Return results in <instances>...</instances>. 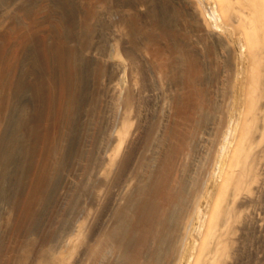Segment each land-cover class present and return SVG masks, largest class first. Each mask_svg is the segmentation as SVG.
Here are the masks:
<instances>
[{
  "label": "bare ground",
  "instance_id": "bare-ground-1",
  "mask_svg": "<svg viewBox=\"0 0 264 264\" xmlns=\"http://www.w3.org/2000/svg\"><path fill=\"white\" fill-rule=\"evenodd\" d=\"M26 1L10 0L5 7H0V14L7 8L8 13L14 14L10 13L11 17H15ZM29 1L35 2L31 7L28 2L25 5L33 11L32 15L28 14L34 19L32 26L35 24L33 28L39 41L50 42L46 45L48 50L45 47L42 51L44 57L41 55L47 63L44 66L47 74L43 73L39 80L51 88L49 99L45 98L48 114L44 115L45 121H51L45 127V138L40 136L45 147L39 146L45 149L42 148V159L36 155L37 174L33 171V176L29 175L24 182L20 181L19 173L27 155L23 156L19 148L22 141L16 135L20 132L13 130L17 123L12 126L11 122L6 125L4 122L0 132V264H264V253L260 251H264V0H168L175 9H181L183 20L196 24L189 29L182 21L173 25L179 31L189 30L185 31L188 57L182 54L183 49L176 48L179 42L174 36L157 43L149 41L152 34L146 37L142 32L135 40L131 38L128 28L133 24L131 20L139 22L144 30L150 25V7L145 1L93 2L96 21L101 25H96V21L95 25L86 23L87 27L94 25L91 29L79 27L76 18L80 12L75 0H46L47 4L43 0ZM39 1L44 6L37 10V5L41 6ZM5 2L0 0V6ZM151 10L156 13L157 24L168 27L175 22L166 16L167 8L156 4ZM16 14L26 28L30 19ZM52 17L56 20L55 26L60 27L58 30L53 27ZM16 19L14 22H18ZM150 28L153 27L150 25ZM156 34L153 36L158 39ZM212 37L225 41L232 53L231 69L226 68L227 50L215 40L218 44H214L213 50L216 73L213 80L207 68L197 73L191 70L205 66L206 60L200 55L205 41ZM10 44L13 48L14 44ZM168 46L173 47L172 51H168ZM29 50L21 54L28 58ZM171 59L174 60L170 63ZM40 68H36V74ZM0 74L5 77L4 73ZM193 83L197 93L198 88L204 90L205 99L209 100L206 103L212 107L202 106L203 102L199 101L187 102L186 92L195 91ZM93 86L97 91L104 90L107 123L100 125L103 129L99 128L103 140L93 149L96 152L91 162L96 158L98 164L91 165L90 178L91 173L83 172L90 165L86 163L88 166L85 164L84 168V162L86 155L94 151L90 147L91 153L86 154L82 148L88 147L87 139L94 137L95 140V132L99 133L94 128L97 121L91 120L95 119L93 110L98 104L92 96ZM23 89L12 98L14 107L19 109L33 102L29 101L30 93V96H25L27 92L24 94L28 91L26 87ZM39 94L36 96L41 98L42 93ZM32 105L34 109L39 107ZM16 108H13L16 116L14 113L11 116L21 120ZM33 116L36 115L33 113ZM97 117L96 120L100 116ZM16 119H11L12 123ZM43 124L42 128L46 125ZM179 190L186 195L181 200L183 208L179 209L170 199L173 204L168 209L165 205L170 195ZM72 200L74 203L79 200L76 211L74 208L69 211ZM162 200L167 201L165 205ZM118 209L121 211L116 214ZM59 225L55 240L54 235H46Z\"/></svg>",
  "mask_w": 264,
  "mask_h": 264
},
{
  "label": "rangeland",
  "instance_id": "rangeland-1",
  "mask_svg": "<svg viewBox=\"0 0 264 264\" xmlns=\"http://www.w3.org/2000/svg\"><path fill=\"white\" fill-rule=\"evenodd\" d=\"M6 2L5 3H3L0 7H2L4 4H5V6L8 4V3H10V0H5ZM12 1V0H11ZM24 1V0H23ZM26 1V0H25ZM88 1V2H87ZM75 0V5L77 6L76 7V9L80 12L79 14V16L80 17H78V15H77V17L78 18H76V19H79L78 21H79V23H80V26H79V24H78V26L81 28H85V29H87V28H89V29H91L90 27H94V25H95V23H96V25H97V23H98V26H99V24L101 23L100 21H96L97 19H98V17H97V14H95L96 13V11L94 10V8H93V2H96L97 0ZM99 1V0H98ZM138 1V0H137ZM143 1H145L146 2V6L148 5V7H150V10H151V8H153L154 7V5L156 6V4H159V5H161L163 8H167V13H166V16H169V20H171V22L174 20L175 22L174 23H172V24H170V26H165L166 24H163V23H159V24H157V20L154 18V16L156 15V13H154L153 12V10H148L149 12V16H148V23L151 25V27H153V28H150V25H149V27H148V29L150 30H148V29H146V30H148V32L146 31V30H144L140 25H138V23L136 24L133 20H131L130 22H131V24H132V22H133V24H132V26L131 27H128L129 29H130V33H131V38L133 39V40H135V36L136 35H138V34H140L141 32L146 36V37H148V36H151L150 34H152V37L153 38H155L154 36H155V34L157 33V34H159V36H158V39L157 38H155V39H153L152 37H148V39H149V41H153V43H157V42H161V40L162 39H166V38H168L169 36H172V38H173V36H174V38L179 42V45L176 47L177 49L179 48V49H183L182 50V54H184L185 55V57H188L187 55H188V53L186 52L188 49H189V46H188V39H187V32H185V31H189V30H184V31H179L177 28L175 29V28H173V25H175V23H179V22H181L182 21V25H184V27L186 28V29H189V28H194V27H196V24L194 23V25H193V21L191 20H185L186 22H184V20L182 19V15H183V12L181 11V9H175L174 7L175 6H173L168 0H142L141 2H143ZM166 1H167V3H166ZM29 4H28V3ZM40 3V5L41 6H39V5H37L39 8H37V10L38 9H40V7H42V6H44L43 4H41L42 2L43 3H46V0H43L42 2L41 1H39ZM78 2V3H77ZM89 2H91V4L89 3ZM148 2V3H147ZM7 3V4H6ZM25 3H27V5H30V7L32 6V4L33 5H35V2H31V1H29V0H27ZM25 3H24V5L21 7V9L20 10H18V11H16V13H18V14H21V16L23 15L26 19H27V17L30 19V22H29V24L27 25V26H25L26 28H24V26L23 25H21V23L19 22V20H18V15L15 13V17L14 16H12L11 17V14L12 15H14L13 14V12H11V11H9V13H8V10L9 9H5V13H1L0 14V62L2 63V65L0 64V66L2 67V69L0 70V73H4L3 75L5 76V77H3L1 74H0V84H2V85H0V93L2 94V93H4V91L7 89V91H5V93L6 94H8L7 96H6V94L4 93V94H0V97H2V98H0V101L2 102H0V117H2L1 116V114L2 115H4L5 117L3 118H1V120L3 121V122H1V120H0V122L2 123H0L1 125H0V127L2 126V128H0V132L1 131H3L2 129H4V122H5V125H6V123L8 124V123H10V125H12V126H14L16 123L18 124H16L15 126H14V128H13V130H15L16 132H20L19 133V136H17L18 134L15 132V134H17L16 135V137H19V138H17L19 141H22V143L20 144V145H24L23 147L22 146H20L19 148H21V153H22V151H23V153H22V155L23 156H26L25 157V162L23 163V165H22V167H21V171H20V173L23 171V172H25V173H22V174H20L19 173V179H20V181L21 182H24V181H26L25 179H29L30 177H32L33 176V174H34V172L33 171H35V163L38 161V159L40 160V159H42V155H41V153L43 152L42 150L43 149H45L44 147V143H43V138H45V136L44 135H46V133H47V129H45V127H47V126H49L50 125V117H49V120L50 121H45V114H48V112L46 111L47 109V104H46V102L47 101H45L46 99V96L48 95V94H50V91H51V88L49 89V87L47 86V84L46 83H44L43 85H42V82H43V80L41 81V80H39L40 78H42V76H44V74L43 73H46L47 74V72L45 71V67L44 66H46V64L47 63H45V59L44 58H42V57H44V55H43V52L42 51H44L43 49H46V50H48V47L47 46H49L50 45V42H48V41H46V43H48V44H42L41 43V41H39V39H38V36H37V34L35 33V30H34V28L33 27H35V24H34V26H32V20H34V19H32V14H33V11H32V9L31 10H29V8L30 7H27L26 5H25ZM32 3V4H31ZM82 3V4H81ZM85 3V4H84ZM86 3L88 4H90L89 6L88 5H86ZM152 3V4H151ZM47 4V3H46ZM84 4V5H83ZM168 4V6H166ZM81 6V5H83V9H82V6L81 7H78V6ZM170 5V6H169ZM5 6H3V7H5ZM91 6V7H90ZM172 6V7H171ZM73 7V6H72ZM89 7V8H88ZM81 8V9H80ZM177 8V7H176ZM42 9V8H41ZM171 9V10H170ZM172 9H173V11L174 10H176L175 12H172ZM24 10H26V11H24ZM82 12H81V11ZM89 10V11H88ZM178 10L180 11V13H178ZM21 11H23V12H21ZM85 11V12H84ZM90 11H91V13H90ZM26 12H27V14H26ZM32 12V13H31ZM85 14H84V13ZM92 12L94 13V14H92ZM156 12V11H155ZM7 13V14H6ZM11 13V14H10ZM23 13V14H22ZM25 13V14H24ZM31 14V15H29V14ZM86 13H87V16H86ZM169 13V14H168ZM172 13H175V15L173 14L172 15ZM9 14V15H8ZM84 14V15H83ZM91 14V15H90ZM180 14V15H179ZM7 15H8V17H7ZM27 15H29V16H27ZM17 16V17H16ZM85 16V17H84ZM171 16V17H170ZM173 16V17H172ZM175 16V17H174ZM10 17H11V19H10ZM31 17V18H30ZM82 17V18H81ZM89 17V18H88ZM93 17V18H92ZM95 17V18H94ZM181 17V18H180ZM15 18H17L16 19V21L18 20V22H14V19ZM86 20H85V19ZM97 18V19H96ZM174 18V19H173ZM175 18H177V19H175ZM81 19H83V20H81ZM154 19V20H153ZM179 19V20H178ZM89 20H91V21H89ZM94 20V21H93ZM150 20V21H149ZM176 20H177V22H176ZM6 21H7V23H6ZM54 21H56L55 19H54ZM53 21V17H52V22L54 23V25H53V27H54V29L57 27V26H55V22ZM81 21V22H80ZM96 21V22H95ZM155 21H156V23H155ZM179 21V22H178ZM189 21V22H188ZM16 23V24H14V23ZM89 22H91L92 24H94V25H91V26H88L87 27V24H89L90 25V23ZM93 22H95V23H93ZM20 25H19V24ZM52 23V24H53ZM61 23V22H60ZM84 23H85V25H84ZM87 23V24H86ZM184 23V24H183ZM7 24V25H6ZM14 24V25H13ZM56 24H57V22H56ZM153 24V25H152ZM155 24V25H154ZM157 24V25H156ZM6 25V26H5ZM30 25H31V27H30ZM82 25H84V26H82ZM101 25V24H100ZM127 25L129 26V23H127ZM135 25V26H134ZM3 26H5V27H3ZM9 26H10V28H9ZM134 26V27H133ZM139 26V27H138ZM156 26V27H155ZM191 26V27H190ZM193 26V27H192ZM3 27V28H2ZM8 27V28H7ZM92 27V28H93ZM139 29H138V28ZM167 27V28H166ZM170 27V28H169ZM188 27V28H187ZM6 28V29H5ZM60 27H57V30L59 29ZM132 28V29H131ZM154 28H155V30H154ZM11 29V30H10ZM30 29V30H29ZM135 29H137L136 31H137V33H136V31H135ZM3 30V31H2ZM5 30V31H4ZM8 30V31H7ZM24 30V31H23ZM25 30L27 31V32H25ZM139 30V31H138ZM160 30V31H159ZM7 31V32H6ZM29 31V32H28ZM132 31V32H131ZM134 31H135V34H134ZM151 31H154V32H151ZM173 31H175V32H173ZM2 32H4L5 33V35H4V33H2ZM139 32V33H138ZM145 32V33H144ZM150 32V33H149ZM156 32V33H155ZM185 32V33H184ZM15 33V35L13 36V34ZM27 33V34H26ZM161 33H163V34H161ZM7 34V35H6ZM153 34H154V36H153ZM134 35V36H133ZM3 38H2V37ZM6 36H8L7 38H9V39H7L6 38ZM181 38H180V37ZM5 38V39H4ZM14 38V41L12 40L11 41V39H13ZM17 38H19V39H17ZM173 38V39H174ZM213 38V39H212ZM212 38H210V39H208V41H205V49H204V51H203V53L200 55L201 57H202V55H203V57L205 58V62H203L204 61V58H202L203 59V65H205V66H202L203 68H199V66H195V67H193V68H191V70L192 71H194L195 73H197V72H199V70H201V69H204V70H206V68L209 70V72L207 71V73H209L208 75H211V76H209L212 80L214 79V77H215V69H214V62H213V56H214V44L216 43V44H218L219 43V41H220V43H221V45L223 44L224 46L223 47H225L224 49L225 50H227V51H225L226 52V59H225V65H227L226 66V68H230L231 69V56H232V53H231V49H230V47L228 46V45H226L225 44V41H223L222 39H215L214 37H212ZM36 39H38V41H35ZM212 39V40H211ZM1 40H4L3 42L1 41ZM6 40L8 41V44L6 43ZM19 42H18V41ZM186 40V41H185ZM210 40V41H209ZM218 41V43L216 42V41ZM16 41V42H15ZM24 41H26V42H24ZM31 41V42H30ZM164 41H166V40H163V42ZM22 42V43H21ZM23 42L24 43H26V44H29V45H25V44H23ZM40 42V43H39ZM57 41L55 40V44L57 45V46H59L58 44H60L59 42H57ZM2 43V44H1ZM10 43H13L14 45H13V48H12V44H10ZM20 43V44H19ZM37 43H39V44H37ZM166 43V42H165ZM167 43H169V42H167ZM5 44L7 45V46H5ZM16 44V45H15ZM33 44V45H32ZM42 44V45H41ZM54 44V45H55ZM187 44V45H186ZM209 44V45H208ZM19 47H18V46ZM23 45H25V46H23ZM36 45H37V47H36ZM39 45V46H38ZM47 45V46H46ZM182 45V46H181ZM184 45V46H183ZM185 45L186 46H188V47H185ZM4 46V47H3ZM9 46V47H8ZM11 46V47H10ZM15 46V47H14ZM22 46V47H21ZM27 46H29L31 49L29 50L28 49V47ZM31 46H33V47H31ZM42 46V47H41ZM60 46H62V45H60ZM63 46L65 47V49H66V46L63 44ZM18 47V48H17ZM21 47V48H20ZM46 47V48H45ZM170 46H168V51H170L169 49H171V51H172V49H173V47L172 48H169ZM207 47V48H206ZM213 47V48H212ZM13 49V51H10V50H12ZM185 48H187L186 50H185ZM210 48V49H209ZM1 49H2V51H1ZM8 49H9V52H8ZM19 49H20V51H19ZM6 50H7V52H6ZM15 50H17V51H15ZM27 50H29V55H28V58H27V56L26 55H22V54H27V53H25ZM33 50H34V52H33ZM39 50H41V54H40V52H39ZM45 50V51H46ZM174 50H175V48H174ZM173 50V51H174ZM16 53H15V52ZM24 51V52H23ZM10 52H11V55H10ZM17 55H15L14 53ZM39 52V53H38ZM205 52V53H204ZM22 53V54H21ZM3 54V56H1ZM7 55V58H6V55ZM19 54V55H18ZM20 54H21V56H20ZM39 54V56H37ZM4 55H5V57H4ZM33 55V56H32ZM35 55V56H34ZM41 55H43L42 57H41ZM183 55V56H184ZM33 58H31V57ZM78 56V55H77ZM19 57V58H18ZM20 57L22 58V60H20ZM25 57V58H24ZM36 57V58H35ZM208 57H210V58H208ZM4 58V59H3ZM11 58V59H10ZM16 58V59H15ZM24 58V59H23ZM41 58L42 60L41 61H44V64H43V62L42 63H40L41 61L39 60V59ZM207 58V59H206ZM8 59L12 62V65H10L11 67L9 68L8 67V65L9 64H11L10 63V61H8ZM14 59V60H13ZM20 61H19V60ZM26 59V61H24ZM36 59V60H35ZM209 59H211V60H209ZM6 60H7V62H6ZM30 60H32V61H34L35 60V62H32V61H30ZM174 59H171L170 60V63L173 61ZM6 62V65H5V62ZM28 61V62H27ZM36 61H38V62H36ZM40 61V62H39ZM16 62V63H15ZM210 62H211V64H210ZM13 63H15L14 65H13ZM37 63V64H36ZM186 63H188V62H186ZM206 63V64H205ZM4 64V65H3ZM19 64V65H18ZM34 64H36V65H34ZM39 64V65H38ZM21 65V66H20ZM24 65V66H23ZM32 65H34V66H32ZM188 65V64H187ZM208 65H210V66H208ZM32 66V67H31ZM36 66H38V67H36ZM39 66H42V68H40V71H39V74L37 75L35 72H38V70L36 69V68H39ZM0 67V68H1ZM18 68V69H15V68ZM30 67V68H29ZM13 68V69H12ZM32 68V69H31ZM36 70H35V69ZM99 68H101V67H99ZM6 69H8V71L9 72H12V74H13V72L15 71V73L12 75L11 73H9V72H7V70ZM9 69H11V70H9ZM25 69H27V71H28V73H30V71H31V75L32 74H34V75H30V74H28L27 73V71L25 70ZM29 69V70H28ZM230 69H227L228 71L230 70ZM4 70H5V72H7V73H5L4 72ZM13 70V71H12ZM24 71V72H20V71ZM34 70V71H33ZM203 70V71H204ZM34 73H33V72ZM101 71H103L102 70V68L100 69V72ZM105 71V70H104ZM107 72H108V70H106ZM42 72V73H41ZM107 72H105L106 74H109V73H107ZM8 73L9 74H11V75H8ZM19 74L20 76H21V78H20V76H16L17 74ZM26 73H27V76H26ZM215 73V74H214ZM5 74H7V75H5ZM16 74V75H15ZM25 74V75H24ZM43 74V75H42ZM45 74V75H46ZM214 74V75H213ZM40 75V76H39ZM7 76V77H6ZM14 76V77H13ZM30 76V77H29ZM37 76V77H36ZM12 77V78H11ZM16 77V78H15ZM24 77V78H23ZM27 77V78H26ZM32 77H35V78H32ZM40 77V78H39ZM45 77H47V75L45 76ZM2 78H6V79H2ZM12 80H11V79ZM16 79V81H14L15 79ZM20 78V80H18ZM26 78V79H25ZM29 78V79H28ZM14 79V80H13ZM22 79V80H21ZM25 79V80H24ZM36 80V82H35V80ZM46 79V78H45ZM47 79H48V77H47ZM18 80V81H17ZM31 80V81H30ZM39 80V81H38ZM3 81L5 82L4 84H3ZM8 81L10 82V81H12V82H15V83H12V82H10V83H12L11 85V89H9V85H10V83H9V85H8ZM29 81H30V83H29ZM34 81V82H33ZM6 82H7V85H6ZM16 82H17V84L19 83V85H17L16 84ZM40 82V83H39ZM26 83H27V85H26ZM33 84V86H32V84L31 85H29V84ZM35 83H37L36 85L38 86V84H39V90H37L38 88H37V86L35 85ZM5 87H4V86ZM16 86L15 88H14V86ZM24 85V86H23ZM40 85L42 86V88L40 87ZM189 85V84H188ZM188 85H187V87L186 88H188ZM193 85H194V87H195V84L193 83ZM18 86V87H17ZM21 86V87H20ZM28 86V87H27ZM185 86H186V84H185ZM26 87V90H28V91H25V93L24 94H26V92H27V94L25 95V96H30V94H31V98L32 99H34V100H32V99H29V101H33V102H30V103H35V104H37V109L35 108L34 109V107H35V105H32V104H30L29 102H28V106L25 108V107H23V108H16V107H14L15 106V102L14 103H12L13 102V100L16 98V96L19 94V92H23L24 91V89L23 88H25ZM46 87H48V91L46 92V90L45 89H47ZM94 87V86H93ZM91 87V90H92V96H94V98H95V100L98 102V104H97V106H100L101 108H103V111H102V109L100 110V107H95L94 108V110H93V112H94V115H96L95 116V119L94 118H92L91 120H93V122H95V121H97V125H98V127H96V126H94V128L96 129V131H98L99 133H97V132H95V140H94V137H92V139H87V144L86 145H88V147L87 146H84L83 148H82V153H85L86 152V154H89V153H91L90 152V149H91V151H94L93 149H95L96 150V147H98L97 145H98V143H99V145L101 144V142H102V140H103V135H102V130H100L99 128L101 127V126H103V125H105L106 123H107V120H106V118H104L105 116H104V112H105V103H104V96L102 95L103 93H104V90H100V91H97L98 89H97V87ZM4 88V89H3ZM18 88L19 89H21L22 88V90H18ZM37 88V89H36ZM93 88V89H92ZM190 88H192V87H190ZM16 89V90H15ZM32 89H35L34 91L32 90ZM41 89H42V91H41ZM193 90H195V91H191L190 93L191 94H193V95H191V94H189V92H186V94L188 95V101L187 102H195V101H199V102H203V104H202V106H205V107H209V106H211L212 107V105L211 104H207V103H209L208 101L209 100H207V99H205L206 97V95H205V92H204V90L203 89H200L199 90V88H198V92L200 93H197V88L195 87V89L194 88H192ZM1 90H2V92H1ZM8 90H9V92H8ZM29 91H31V92H29ZM33 91V92H32ZM81 91V90H80ZM95 91V92H94ZM200 91H202V92H200ZM8 92V93H7ZM15 93V95H14V93ZM43 92H45V94L43 93ZM13 95H12V94ZM28 93H30V94H28ZM38 93H42L41 95L43 96H41L40 94V96H41V98H39V96L37 97L36 95H38ZM89 93V92H88ZM94 93H96V94H94ZM99 93H101V97H100V95H99ZM91 94V93H90ZM204 96H203V95ZM10 95H11V100H10V102L8 101L9 100V98H10ZM33 95L34 96H36V97H33ZM202 95V96H201ZM9 96V97H8ZM13 96V97H12ZM50 96V95H49ZM7 97V98H6ZM15 97V98H14ZM48 97V96H47ZM98 99H97V98ZM7 100H6V99ZM12 98H14V99H12ZM39 100H38V99ZM5 99V100H4ZM47 99H49V97L47 98ZM101 101H100V100ZM205 99V100H204ZM204 100V101H203ZM207 100V101H206ZM8 101V102H7ZM34 101H36V102H34ZM41 101H42V103H41ZM44 101V102H43ZM100 101V102H99ZM5 102L6 103H8L7 105L5 104ZM38 102V103H37ZM97 102H95V104L97 103ZM207 102V103H206ZM10 103V104H9ZM12 103V104H11ZM43 103H45V106H44V104ZM101 103H102V105H101ZM104 103V104H103ZM4 105V106H3ZM5 105H6V108H5ZM31 105V106H30ZM45 107L44 109H40V108H43V106ZM208 105V106H207ZM4 107V109L3 108H1V107ZM13 106V107H12ZM11 107H12V109H11ZM204 107V108H205ZM16 108V112H18V115H19V117L21 116L22 117V119L21 120H18V119H16V117H12L11 116V113L13 114H15V112H13V110ZM33 108V109H32ZM97 108H99V109H97ZM210 108V107H209ZM7 110L6 111V113L3 111V110ZM8 109H10V110H8ZM18 109V110H17ZM29 109H31V110H36V111H28ZM44 110L47 112V113H45L44 112ZM96 110H97V112H96ZM100 110V111H99ZM206 110V109H205ZM207 110H208V108H207ZM38 111H40L39 113H38ZM89 111V110H88ZM188 111V110H187ZM212 110L210 109L209 110V112H211ZM8 112L10 113V114H8ZM27 112V113H26ZM29 112H30V114H29ZM41 112H42V114H41ZM44 112V113H43ZM90 112V111H89ZM98 112H100L99 114H98ZM33 113H34V115H36V116H33L32 117V115H33ZM212 113V112H211ZM9 115V116H8ZM23 115H24V118L25 119H23ZM25 115H26V117H25ZM29 115V116H28ZM42 115V116H41ZM82 115V114H81ZM80 115V116H81ZM102 115V116H101ZM15 116H16V114H15ZM99 117V119H97L96 120V117ZM20 117V118H21ZM40 117V118H39ZM43 117H44V120H43ZM97 117V118H98ZM6 118H8L9 120H7ZM48 118V115H46V120H48L47 119ZM11 119H16V120H13V123H12V120ZM32 119H37V121L35 120H32ZM40 119H42V120H40ZM52 119V118H51ZM101 119V120H100ZM102 119H105V120H102ZM6 120V121H5ZM25 120V121H24ZM28 120V121H27ZM29 120H30V122H29ZM52 120H54V119H52ZM9 121V122H8ZM22 121V122H21ZM24 121V122H23ZM15 122V123H14ZM21 122V123H20ZM27 122L28 123H30V124H27ZM33 122V123H32ZM39 122L41 123L40 125H39ZM48 124H47V123ZM98 122L99 123H101V124H98ZM104 122V124H102ZM24 123H26V124H24ZM36 123V124H35ZM44 123V124H43ZM23 125L22 127H21V125ZM33 124V125H32ZM42 124H43V128H42ZM95 124V123H94ZM20 125V126H19ZM36 127H35V126ZM39 125V127H37ZM101 125V126H100ZM26 126H28V127H30V128H28V127H26ZM40 126H41V128H40ZM40 128V130L39 129H37V131L35 130V128ZM19 128V129H18ZM23 128V129H22ZM27 128V129H26ZM34 128V129H33ZM45 129V130H44ZM98 129V130H97ZM101 129H103L102 127H101ZM25 130H26V132H25ZM30 130H35L34 132L33 131H30ZM58 130H60V131H62L63 130V128H59ZM29 131V132H28ZM40 131V132H39ZM60 131H58V132H60ZM30 132H32L33 134H36V133H38L37 135H34L33 136V134L31 133V134H29ZM42 132V133H41ZM63 132H65L64 130H63ZM25 135H24V134ZM26 133H28L29 134V137L27 136V139H25L26 138V135H28V134H26ZM67 133V132H66ZM20 134H21V136H20ZM2 134H0V142H1V138H2V136H1ZM24 135V136H23ZM32 135V136H31ZM93 135V136H94ZM43 137V138H41V137ZM102 136V137H101ZM20 137L22 138V140H20ZM25 137V138H24ZM31 138H34V139H31ZM37 138H40V140L39 139H37ZM146 138V135H145V137H144V139ZM26 140V142L24 143V141ZM34 140H36V141H34ZM67 140H68V137H67ZM91 140H93V141H91ZM30 141V142H29ZM32 141H33V143L34 142H37V143H32ZM30 144H29V143ZM42 144H41V143ZM90 142V143H89ZM27 143H28V145H27ZM96 143V144H95ZM26 144V145H25ZM36 144H38V147L37 146H35V147H37V148H39L40 146H39V144L41 145V146H44V147H40L39 149L40 150H38L37 148H35L34 147V145H36ZM94 144V145H93ZM90 145V146H89ZM27 146V147H26ZM31 146H32V148H31ZM95 146V147H94ZM91 147V148H90ZM7 148H8V146H7ZM6 148V149H7ZM22 148H23V150H22ZM24 148L25 149H27L28 151V153L26 152V150H24ZM28 148H30V149H28ZM34 148H35V150H34ZM43 148V149H42ZM9 149V148H8ZM38 151H37V150ZM85 149V150H84ZM25 151V152H24ZM30 151H31V153H30ZM33 151H35L36 153H34ZM89 151V152H88ZM96 151H94V152H92L91 154H89V155H86L87 157V160H86V162H84V168H85V164L86 163H88V165H90V167L86 164V167L88 168H85L84 169V173L86 174V175H90L89 173H91V171L93 170L92 169V167L93 166H97V165H95V164H98V160L95 158V160L96 161H93V163L91 162V160L93 159V156L95 155H93V153H95ZM31 154V155H30ZM39 154V155H38ZM36 155H37V158H36ZM34 156V157H33ZM41 156V157H40ZM92 156V157H91ZM83 157H85V156H83ZM88 157H90L91 159H89ZM34 159V160H31V159ZM27 159V160H26ZM89 159V160H88ZM29 160V161H28ZM37 160V161H36ZM28 161V163H26ZM32 161H35V162H33L32 163ZM30 162V163H29ZM96 162V163H95ZM31 164V165H30ZM32 164H33V166H32ZM93 164V165H92ZM28 165V166H27ZM31 167H30V166ZM91 165H92V167H91ZM27 167H29L28 169H30V171L31 172H29V170L27 169ZM169 167V166H168ZM90 169V170H89ZM169 169V168H168ZM88 170H89V172H88ZM36 172V171H35ZM28 175H27V174ZM36 174H37V172H36ZM24 175H26V176H24ZM29 175H30V177H29ZM21 176H22V179H21ZM92 176V173H91V175H90V178H92L91 177ZM25 177V178H24ZM13 179H15V177H13ZM12 179V180H13ZM23 179H24V181H23ZM181 184V183H180ZM180 184H178V185H180ZM182 185V184H181ZM180 185V187L179 186H177L180 190L182 189V186ZM176 187V188H177ZM178 188H177V190H178ZM179 190V192L177 193H172L171 195H170V197H169V201H168V204L166 203L167 201H163V203L165 202L166 203V205H165V203H164V205L166 206V207H168L169 205H170V203L172 202V201H174L173 203H177L178 204V207H179V209H181V208H183V203H181V202H183V201H181L182 199H183V196L185 197L186 195H183L184 193L182 192V193H180L181 191ZM155 190H153V192H154ZM186 198V197H185ZM185 198H184V200H185ZM172 201H171V200ZM73 203V204H72ZM77 203V204H76ZM76 203H74V200H72V202H71V207L69 206V211L71 210V211H73V208H74V211H76V209H77V207H78V203H79V200L78 201H76ZM173 203H171V204H173ZM75 206H76V208H75ZM170 207H168V209H169ZM119 211H117L116 212V214H118L121 210L120 209H118ZM58 228H59V230H60V225L57 227V228H53V229H57L58 230ZM51 230V232L49 231V233L47 232V236H52V235H54V236H52L53 237V239L55 240V238L56 237H58V234H59V230L57 231V230ZM53 232H55V233H53ZM55 234L57 235L56 237H55ZM48 238V237H47ZM261 251V253L263 254L264 253V251L263 250H260ZM251 264H255L254 262H250ZM259 264V263H258Z\"/></svg>",
  "mask_w": 264,
  "mask_h": 264
}]
</instances>
